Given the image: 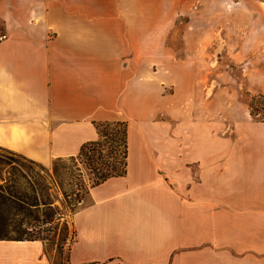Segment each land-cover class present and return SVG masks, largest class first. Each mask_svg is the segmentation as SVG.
<instances>
[{"label": "crops", "instance_id": "obj_1", "mask_svg": "<svg viewBox=\"0 0 264 264\" xmlns=\"http://www.w3.org/2000/svg\"><path fill=\"white\" fill-rule=\"evenodd\" d=\"M142 5H0V148L48 166L95 141V123L113 121L149 141L139 152L140 181L151 175L147 191H124L118 183L127 174L91 188L71 219L67 264H264V122L241 100L244 90L264 94V59L242 70L244 82L226 104L218 79L209 101L193 97L180 144L161 143L153 123L142 122L150 117L142 76L129 74L134 58L119 48V41L144 40ZM248 18L264 23V16ZM247 34L264 39L253 28ZM0 264L53 263L41 240H0Z\"/></svg>", "mask_w": 264, "mask_h": 264}, {"label": "rangeland", "instance_id": "obj_2", "mask_svg": "<svg viewBox=\"0 0 264 264\" xmlns=\"http://www.w3.org/2000/svg\"><path fill=\"white\" fill-rule=\"evenodd\" d=\"M3 2L6 4L7 0H0V5ZM138 10V18L141 13L143 16L145 38L119 41V48L121 53L134 58L133 72L129 74L134 76L137 71V76H142L145 108L150 113L142 122L153 123L155 133L163 139L161 143L178 144L182 138V117L193 97L198 103L209 101L218 79L226 89L221 95L226 104L232 91L244 82L242 70L253 71L259 65L257 56L264 59V39L246 38L251 28L264 32V23H250L248 18L264 16V0H161L160 4L143 0ZM3 34L6 31L0 18V35ZM253 95L256 94L244 90L241 100L248 105ZM253 107L258 110L254 119L264 120L261 110L264 103L258 102ZM127 129L128 181L118 185L124 191H147L146 182L151 175L140 181L146 164L140 160L139 152L141 145L149 146V141L142 140L128 125ZM54 160L43 166L0 148V193L18 191L33 195L34 192L38 199V205L30 210L31 217L21 226V230L27 231L25 234L15 231L14 221L10 220V203H5L3 210L9 218L6 238L38 236L53 264H67L73 238L72 216L89 203L88 196H83L76 204L75 190L84 193L89 182L81 166L83 177L79 181L57 179L52 170Z\"/></svg>", "mask_w": 264, "mask_h": 264}, {"label": "trees", "instance_id": "obj_3", "mask_svg": "<svg viewBox=\"0 0 264 264\" xmlns=\"http://www.w3.org/2000/svg\"><path fill=\"white\" fill-rule=\"evenodd\" d=\"M258 102L264 103V94L259 93L253 95L250 97V101H248L250 116L253 118H255L254 116L258 113V110L254 109L253 105ZM261 110H264V107L261 108ZM257 120L264 122L262 119ZM94 126L97 133V139L95 141L83 143L77 155L68 158H57L53 162V175L57 179L67 178L71 182L75 180L79 181V179L83 177L80 166L85 170L89 183L84 186V193L80 191L81 189L77 188L75 190L76 204L83 200V196H88L91 188L102 184L110 178L124 177L127 174V122H101L95 123ZM11 154L19 155L12 151ZM29 161L35 163L31 160ZM81 188L83 187L81 186ZM32 193L33 195L18 191L7 193L6 195L0 193V240H41L38 236H31L30 239L6 238L8 233L5 226L9 218L7 213L3 210V206L9 201L11 210L10 220L14 221V229L18 234H25L27 231L21 230V226L24 221L31 217V208L38 205L37 196L34 192ZM71 194H74V192L71 191Z\"/></svg>", "mask_w": 264, "mask_h": 264}, {"label": "built area", "instance_id": "obj_4", "mask_svg": "<svg viewBox=\"0 0 264 264\" xmlns=\"http://www.w3.org/2000/svg\"><path fill=\"white\" fill-rule=\"evenodd\" d=\"M6 39V36L5 35H0V41H3Z\"/></svg>", "mask_w": 264, "mask_h": 264}]
</instances>
